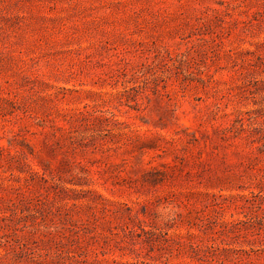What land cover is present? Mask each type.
Here are the masks:
<instances>
[{"label":"rangeland","instance_id":"1","mask_svg":"<svg viewBox=\"0 0 264 264\" xmlns=\"http://www.w3.org/2000/svg\"><path fill=\"white\" fill-rule=\"evenodd\" d=\"M0 264H264V0H0Z\"/></svg>","mask_w":264,"mask_h":264}]
</instances>
